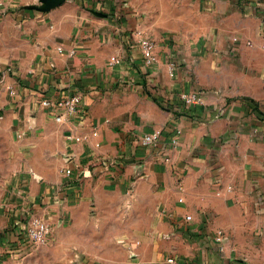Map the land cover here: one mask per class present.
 Wrapping results in <instances>:
<instances>
[{
	"label": "crops",
	"instance_id": "1",
	"mask_svg": "<svg viewBox=\"0 0 264 264\" xmlns=\"http://www.w3.org/2000/svg\"><path fill=\"white\" fill-rule=\"evenodd\" d=\"M3 1L17 10L0 12V120L25 118L27 159L0 169V213L44 203L60 264H264V0ZM136 29L154 41L150 68ZM145 79L202 91L198 120L163 111ZM33 91L77 92L80 112ZM155 130L158 147L138 144ZM120 154V169L65 185L67 169ZM18 180L22 195L6 188Z\"/></svg>",
	"mask_w": 264,
	"mask_h": 264
},
{
	"label": "built area",
	"instance_id": "2",
	"mask_svg": "<svg viewBox=\"0 0 264 264\" xmlns=\"http://www.w3.org/2000/svg\"><path fill=\"white\" fill-rule=\"evenodd\" d=\"M3 0H0L1 14L14 12L16 7L13 5H5ZM138 45L141 52L142 62L145 67H152L157 62V54L155 51L154 41L145 35L141 30L136 29L133 35L130 36ZM58 51H61L58 48ZM120 58L111 57L110 63L117 64ZM169 76H173V65L169 66ZM146 91L150 94L154 102L163 110L166 111L171 117L188 116L193 121H197V114L192 110L193 107L204 105L203 93L200 90H191L188 92H181L177 95H167L162 93L157 87L150 84V81L145 79ZM32 94L36 98L39 105L44 108H62L67 114H79V102L81 96L79 93L70 91L64 95L51 99L44 96L43 93L33 91ZM63 116L58 114L55 116V121L62 122ZM72 139L76 142L82 140L80 136H73ZM161 139V131L155 130L143 135L138 139V144L142 147H158ZM163 148L161 149V151ZM162 163L172 165L171 158L166 155L165 150L163 153L158 154ZM125 157L120 154L110 159L97 158L95 161L85 164H78L76 172L73 174L72 170L67 169L64 173L66 178L65 185H77L83 179L86 173H91L93 176L109 169H120L124 163ZM185 220H191L189 215L185 216ZM25 237L34 246L45 245L50 235V227L38 217H30L25 224ZM220 236L221 233H218ZM164 264H178L177 259L173 255L165 258Z\"/></svg>",
	"mask_w": 264,
	"mask_h": 264
},
{
	"label": "rangeland",
	"instance_id": "3",
	"mask_svg": "<svg viewBox=\"0 0 264 264\" xmlns=\"http://www.w3.org/2000/svg\"><path fill=\"white\" fill-rule=\"evenodd\" d=\"M3 79L4 74L0 73V82H2ZM1 116L0 114V117ZM4 118V120H0V130H2V133H0L1 170L9 169L11 161L16 160L18 164H20L27 159V155H25L23 151L19 150L18 153H15V140L18 144L24 141L23 138L27 130L25 118L21 119L18 116L16 121L10 120L8 115ZM18 182L19 185L6 187L7 190L10 188L12 193L22 195L24 185L20 180H18ZM11 208L14 211L10 210L9 213H0V264H60L61 260L56 258L57 250L49 249L46 245L34 246L25 237V224L30 217H38L44 220L49 225L50 230L52 229L44 213H39V210L44 208V203L36 206L35 209L27 205L11 206ZM53 253L55 257H52ZM68 264L94 263H90L85 260L84 257H82L80 261L74 257L69 260Z\"/></svg>",
	"mask_w": 264,
	"mask_h": 264
},
{
	"label": "water",
	"instance_id": "4",
	"mask_svg": "<svg viewBox=\"0 0 264 264\" xmlns=\"http://www.w3.org/2000/svg\"><path fill=\"white\" fill-rule=\"evenodd\" d=\"M59 2V0L56 1V3Z\"/></svg>",
	"mask_w": 264,
	"mask_h": 264
}]
</instances>
